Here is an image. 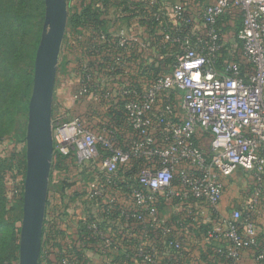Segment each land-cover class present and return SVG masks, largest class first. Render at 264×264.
Instances as JSON below:
<instances>
[{
    "label": "built area",
    "instance_id": "2783aa9c",
    "mask_svg": "<svg viewBox=\"0 0 264 264\" xmlns=\"http://www.w3.org/2000/svg\"><path fill=\"white\" fill-rule=\"evenodd\" d=\"M120 1L127 13L149 16L163 43L180 45V50L170 71L131 83L119 78L127 70L126 29L118 25L108 37L102 33L100 39L112 49L119 73L101 72L92 88L79 80L73 100L94 101L105 111L104 104L118 105L125 126L67 118L65 104L56 101L51 118L53 158L94 172L91 198L96 212L117 211L125 221L157 227L169 249L181 250L189 224L204 222L197 217L198 209L207 208L212 218L204 238L218 243L213 250L216 259L239 264L243 251L254 250V264H264L259 228L252 217L262 198V184L244 211L233 208L223 213L219 208L225 182L237 170L264 174V0H214L199 6L196 19L180 3L164 13L160 0ZM232 12L241 22L233 50L225 58L229 49L218 28ZM132 160H141L142 165L126 195L130 205L122 207L111 187ZM162 206L184 211L190 223L180 217L160 218ZM87 228L104 249L115 248L96 221L89 220ZM155 256L153 248L138 251V258L148 263ZM61 264L74 263L64 259Z\"/></svg>",
    "mask_w": 264,
    "mask_h": 264
},
{
    "label": "rangeland",
    "instance_id": "374dc122",
    "mask_svg": "<svg viewBox=\"0 0 264 264\" xmlns=\"http://www.w3.org/2000/svg\"><path fill=\"white\" fill-rule=\"evenodd\" d=\"M66 1L69 19L77 10L78 2ZM175 1L182 4L188 14L196 19L197 14H193L191 5L187 4L189 0ZM199 2L201 5L202 3L206 5L211 4L213 0ZM43 19L44 0H0V264H18L27 111L32 90L34 58ZM224 20L222 40L226 48L230 49L235 43L236 28L241 19L237 12H232ZM67 27L65 35L69 34ZM179 48L176 47L175 50L178 51ZM74 60L75 54L69 57L62 50L60 51L55 83L57 91H60L64 82L72 85L70 82L74 81L75 74L74 69L72 71L74 67L71 66L75 65ZM72 87L73 85L67 93V105H64L66 117H80L83 112L85 119L88 113L90 116L87 117H92L94 101L75 102L73 96L76 89L70 91ZM55 103L56 100L53 99V105ZM96 118H104V115H97ZM50 178L49 188L51 183L52 190L57 193L62 187L69 190L68 199L73 205L72 211L75 216H78L76 208L79 209V216L84 221L98 216L91 198V191L97 178L93 171H80L71 164L62 168L59 173L53 171ZM54 179L57 181L56 184L53 182ZM259 182L262 184L263 194L262 198L256 201L258 205L252 217L255 219L260 214L259 218L264 221V174L258 176L256 172L237 170L225 182L222 197L227 201L226 206L229 209L244 211V206L253 199V191L258 187ZM203 210L209 213L207 208ZM172 214L173 210L170 207L162 206L159 210V217L162 219H168ZM71 240V236H67L63 243L69 245Z\"/></svg>",
    "mask_w": 264,
    "mask_h": 264
},
{
    "label": "trees",
    "instance_id": "16d2710c",
    "mask_svg": "<svg viewBox=\"0 0 264 264\" xmlns=\"http://www.w3.org/2000/svg\"><path fill=\"white\" fill-rule=\"evenodd\" d=\"M111 1H117L118 2L117 5L118 4L119 6L121 5L122 10L124 9L123 4L121 3L120 0H99L98 6H96L93 10L91 9L90 6H87L83 8L80 13L75 12L72 15H70L68 19L67 30L69 31V34L65 35L61 50L62 52L66 53L67 56L69 57L75 54L74 64L77 63V65H74L73 69L78 72L80 82H86L90 88L95 86V80L101 72L104 71L107 72L109 69H114L116 73H119L118 65L116 64L115 55L112 49L109 50V48L105 47L104 43L100 39V35L102 33H107V37H108L109 35L108 33L112 31V27L114 26L113 24H115V22L113 23V21L108 19L109 17H107V10H109L111 6L110 5ZM123 12H125V14H130L127 13L126 11ZM140 19L146 22V26L150 27L151 31L150 34H148L147 41L151 45L150 49L153 51V53L151 52L147 56V66L146 67L142 66L140 71L142 75L147 76L146 79L152 80L157 78L161 74L170 71L175 61V55L177 52H179V50L177 51L175 49L176 47L179 48L180 45L164 44L162 41V35H160L158 31L157 34L154 33V29H156L154 25L155 23L149 18V16H144L141 17ZM223 23L218 28L220 33L222 31ZM173 25L174 23L172 24V26ZM238 28H236V31L238 30ZM83 30L88 31L87 37L85 36V34H83L82 32ZM70 36L74 38V44H69ZM76 40H77V46L80 51L76 48ZM157 43L159 44L157 45ZM232 50L233 49L230 48L227 52L224 53L225 58L228 57L229 52H231ZM126 54L127 53H124L125 56ZM79 55H81V57L83 58L82 61ZM87 75L90 76V80L88 82L86 81L85 78V76ZM79 86L80 85H78V87ZM80 103H84V102H80ZM95 104L96 103H94V105L91 104L93 106L92 107L93 111L91 113L92 117L88 118L87 116H90L88 113L85 119L83 112L80 115V118L86 120L90 125H94V124H96L97 126L113 125L119 128L125 126V117L124 114L122 113V110L120 109V106L113 105L112 103H107L102 105L106 107V111H105L103 110V107ZM100 114H103L104 118L101 119L96 118V116ZM118 132L119 134L121 133L120 131ZM65 163L66 162H63V160L59 156L54 155V158L52 160L51 173H53V171L59 173V171H61L62 168L66 167ZM141 165H142L141 160H132L130 165L119 173L115 185H112L111 187V193L118 198L119 204L122 207L125 206L122 205L121 200L117 196V194H122L124 195L125 198H127L126 195L129 192V187L134 184V182L132 181V177L137 173ZM54 181L56 180L54 179L53 182ZM54 183L53 185H55L57 181L55 184ZM68 191L69 190L66 189V187H62L59 193H57V191L51 189V183H50V188L48 189L45 219H44V225L42 231L41 249H40V256L38 261L39 264H41L43 261H45L46 264H51L50 256L56 259V264H61V262L64 259H67L68 261L74 264H86L85 253L88 250H91V248H93V245H95L96 243H101L100 240L96 239V237L93 236L91 230L87 228V224L89 220L76 221L73 218L74 215L68 212L67 208H68V204L70 203L68 199V197L70 196L68 195L69 194ZM54 192L57 193L58 197H55V195H53ZM97 214L98 216L95 217V219L93 218L91 220L97 222L99 229L107 237H109L106 234L107 233L106 230L108 228H110V232L115 231V235H114L115 237L114 238L109 237L114 243V247L115 244H117V242H120L125 238L124 231H122L121 229L116 230L117 227L123 226L124 223L129 225L128 229L129 228L133 229L135 228L136 224L138 225L140 224L142 230L146 232L147 236L150 234H154L158 236L160 239H162V241L166 246L165 242L167 241V238L161 235L157 227L152 228L149 225V223H139L135 220L125 221L124 218L119 216L117 211L108 214L102 212ZM196 214L197 217H199L198 211ZM177 217L183 218L187 224L190 223V220H188L185 217L184 211L173 210V214L168 218V220L175 219ZM73 222L76 224V229L74 231L75 237L74 239L71 240L70 244L67 245L63 243L65 236L63 232L60 230V228L62 224L67 223L68 225H71L73 224ZM191 224L192 223L189 224V232H191V234L196 237L205 239L204 238L205 233L209 228H211L210 225L211 223L203 222L197 225L195 224L191 225ZM143 225L145 226V228ZM142 230L140 229V231ZM131 234H132L131 237H126L124 240V243H126V241L129 242L130 250L129 248L126 250V255L124 254L125 252L122 253L124 259L126 260V262H128L127 264H133V263L150 264L138 258V251L141 248L145 250H149L150 248H148L146 245L141 244L138 241L139 236L135 232H132ZM217 245L218 243H215V245L212 246V249L214 250V248ZM259 249H264V245H262L260 241H259ZM246 251H251L254 258V254H255L254 250H246ZM160 264H173V262L165 261L163 263L161 262Z\"/></svg>",
    "mask_w": 264,
    "mask_h": 264
},
{
    "label": "water",
    "instance_id": "95a60500",
    "mask_svg": "<svg viewBox=\"0 0 264 264\" xmlns=\"http://www.w3.org/2000/svg\"><path fill=\"white\" fill-rule=\"evenodd\" d=\"M68 21L66 0H44L25 133V176L18 264H38L53 160L52 106L57 67Z\"/></svg>",
    "mask_w": 264,
    "mask_h": 264
},
{
    "label": "crops",
    "instance_id": "0c3cea01",
    "mask_svg": "<svg viewBox=\"0 0 264 264\" xmlns=\"http://www.w3.org/2000/svg\"><path fill=\"white\" fill-rule=\"evenodd\" d=\"M75 2H78L76 13H80L83 8L90 6L93 10L96 6H98L99 0H74ZM199 1L202 0H189L187 1V4L191 5L192 10L191 12L195 14L198 12L199 6L201 3ZM214 2V0H213ZM212 2V3H213ZM117 1H111V6L109 10H107V17L108 19L112 20L114 26L112 27V31H115L118 25L124 26V29H126L130 41L127 49L126 58L129 60L127 63V70L125 73H120L119 78L122 81H128L131 83H139L141 84L147 76L142 75L141 73V67L147 66V56L153 51L150 49L151 45L148 43L147 38L148 34H150V27L146 26V22L142 21L136 14H125L124 9L122 10L121 5H117ZM178 3L175 0H160L159 1V8L164 13H170L172 6ZM203 4V3H202ZM126 15V17H125ZM196 15V14H195ZM194 15V16H195ZM156 29H154V33L160 34L158 30V26L154 24ZM83 34L87 37L88 31L83 30ZM83 36V37H85ZM64 40V39H63ZM69 44H74V38L70 36L69 38ZM63 45V42H62ZM155 47V46H154ZM153 47V48H154ZM76 48L79 50L77 46V40H76ZM158 49V48H156ZM155 50V49H154ZM80 51V50H79ZM157 51V50H156ZM80 54V52H79ZM81 57V55H79ZM80 59V58H79ZM83 58L81 57V61ZM72 65V63H71ZM77 65V63H75ZM74 67V65L71 66V68ZM76 68V66H75ZM73 71V68H72ZM74 81L70 82L72 83L73 87L70 91L78 88L79 85V74L76 70L73 71ZM56 83V82H55ZM72 85H69V83H65L61 86L60 91H57L54 89V100L66 104V97L68 96L67 93H69V89ZM67 105V104H66ZM66 166L71 165V163L66 162ZM56 183V181H54ZM55 197L57 196V193L54 192ZM117 196L120 198L122 205L125 207L130 205V201L124 197L122 194H117ZM55 202V201H53ZM227 201L223 199L220 203V211L225 212L229 211L230 209L226 206ZM73 205L71 203L68 204V212L70 214L74 215V212L72 211ZM258 211H256L257 214ZM76 213L78 216L74 215V219L81 220V217L79 216V209L76 208ZM199 218L204 222H209L212 218L210 213H207L206 210H203L202 208L198 209ZM258 215V214H257ZM261 215L255 218L256 223L259 228V241L264 245V221L260 219ZM144 226V225H143ZM129 225L125 224L123 226L117 227L116 230L121 229L124 231L125 238L131 237L132 232H135L139 239L138 241L146 245L148 248H153L156 251L155 260L150 264H160L161 262L165 261H172L173 264H227L226 262L222 260H218L214 257L212 251V246L215 245L214 242H209L205 239H201L199 237H196L189 232L187 235L184 236V240L182 243V249L181 251H174L172 249H169L165 246L162 239H160L158 236L154 234L146 235V232L142 230V227L140 224H136L135 228H129ZM142 231H140V229ZM145 228V226H144ZM76 229V224L73 222V224L68 225L67 223L62 224L60 230L63 232L64 236H71L72 239H74V231ZM121 231V232H122ZM106 234L109 237H115V231L110 232V228L106 230ZM125 238L117 242L115 244V248L109 249L108 251L104 249V247L101 245L102 243H96L93 245V248L91 250H88L85 253V259L86 264H127L126 260L123 257V252L126 255V250L129 248L130 245L129 242L126 241L124 243ZM132 249V248H131ZM50 262L51 264H56V259L50 256ZM39 264V262H38ZM41 264H46L45 261H43ZM133 264H142V263H133ZM239 264H254L253 261V254L251 251H243L241 254L240 262Z\"/></svg>",
    "mask_w": 264,
    "mask_h": 264
}]
</instances>
